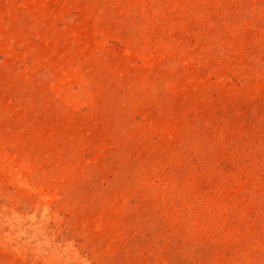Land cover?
<instances>
[{
  "label": "rangeland",
  "instance_id": "1",
  "mask_svg": "<svg viewBox=\"0 0 264 264\" xmlns=\"http://www.w3.org/2000/svg\"><path fill=\"white\" fill-rule=\"evenodd\" d=\"M0 264H264V0H0Z\"/></svg>",
  "mask_w": 264,
  "mask_h": 264
}]
</instances>
